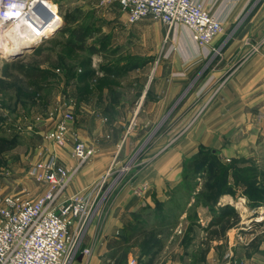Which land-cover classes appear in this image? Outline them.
I'll return each instance as SVG.
<instances>
[{
  "label": "crops",
  "instance_id": "crops-1",
  "mask_svg": "<svg viewBox=\"0 0 264 264\" xmlns=\"http://www.w3.org/2000/svg\"><path fill=\"white\" fill-rule=\"evenodd\" d=\"M202 1L223 22V31L206 48L182 25L169 29L152 17L131 23L118 3L102 7L99 0H62L57 6L49 1L58 13L77 5L72 23L79 25L80 36L87 33L85 46L92 48L95 70L72 94L79 101L74 134L94 154L68 193L99 181L123 139L139 142L156 134L148 152L152 156L111 204L98 210L71 264L108 260L115 248L112 236L135 211L165 202L167 192L184 180L185 159L200 145L218 150L223 160L246 156L251 162L246 165L257 168L258 183L264 185V0ZM131 58L140 63L132 64ZM167 118L171 133L183 127L186 136L164 154L160 146ZM71 149H55L69 167L76 164ZM243 188L233 185L236 193ZM230 196L220 197L225 203ZM254 259L264 264L263 257Z\"/></svg>",
  "mask_w": 264,
  "mask_h": 264
},
{
  "label": "rangeland",
  "instance_id": "rangeland-1",
  "mask_svg": "<svg viewBox=\"0 0 264 264\" xmlns=\"http://www.w3.org/2000/svg\"><path fill=\"white\" fill-rule=\"evenodd\" d=\"M51 2L59 6L62 0ZM61 13L63 21L65 13L75 18L79 10L76 4H69ZM64 25L65 30L44 37L33 51H26L15 60H6L0 47V194L14 192L35 196L42 191L28 171L40 158L43 146H52L45 139V133L54 125L55 116L73 111L71 132L74 133L79 101L72 96L78 92V85L75 77L71 78V68L89 55L68 46L73 23ZM15 36L22 37V34L7 37L9 43ZM130 60L132 64L140 63L137 58ZM21 68L47 73L43 77L28 78ZM170 120L167 118L163 122L164 137L160 147H165L164 154L168 147L186 136L183 127L171 133ZM155 136L142 137L139 142L123 139L108 170L100 182H96L102 183L107 177L101 189L103 198L99 209L108 207L116 193L145 165L144 159L152 156L148 152ZM204 147L198 146L185 161L189 159V163H193L195 159H202ZM247 148L245 153L250 156L251 150ZM241 158L247 159L246 156L238 157ZM224 161L230 167L233 186L235 164L231 158ZM184 174L186 179L167 192L161 207L139 210L138 223L124 221L119 232L111 238L119 247L103 264H130L133 258L136 264H259L254 256L264 258V198H249L245 185L244 197L240 191L233 190L225 203L221 197L205 198L208 173L189 165L184 168ZM211 209L214 212L210 218Z\"/></svg>",
  "mask_w": 264,
  "mask_h": 264
},
{
  "label": "built area",
  "instance_id": "built-area-1",
  "mask_svg": "<svg viewBox=\"0 0 264 264\" xmlns=\"http://www.w3.org/2000/svg\"><path fill=\"white\" fill-rule=\"evenodd\" d=\"M51 0H0V38L9 26L31 29L54 22ZM118 3L135 23L150 16L169 29L182 25L191 31L199 47L206 48L223 31L222 20L202 0H99L102 7ZM45 5L52 15H43L38 5ZM51 116H53L51 114ZM54 125L45 133L52 146H43L40 158L29 167V175L40 186L35 196L28 193L0 194V264H71L80 250L102 196V183L68 193L76 173L91 159L93 147L71 132L73 111L55 116ZM72 143L76 164L61 163L56 147ZM85 249V252H88ZM136 264V259L130 260Z\"/></svg>",
  "mask_w": 264,
  "mask_h": 264
},
{
  "label": "trees",
  "instance_id": "trees-1",
  "mask_svg": "<svg viewBox=\"0 0 264 264\" xmlns=\"http://www.w3.org/2000/svg\"><path fill=\"white\" fill-rule=\"evenodd\" d=\"M72 17L68 15V13L64 14V22L65 24L68 22L72 23ZM65 26V25H64ZM65 30L63 27L61 29ZM72 38L68 41V46L84 50L86 49L85 42H86V35L85 33L83 36L79 35V25H75L70 29ZM86 53L89 55L88 59L81 61L78 65H75L71 68V78L76 79L78 85V93H79V81H86L91 79L94 74L95 70L91 67V57H92V48H87ZM105 72H108L107 68ZM21 71L28 77V78H37L46 76V71L42 70H35L34 68H21ZM191 161V160H190ZM195 162H190L189 159L185 161V167L189 165L196 168L201 169L203 168L209 175V179L206 182L207 192H205V198H215L219 199L222 194L225 193H232L233 186L229 183V169L230 167L225 163V161L220 157L218 150L213 148L204 147V151L202 153V159L198 160L195 159ZM247 162L251 163L248 159H233V163L235 164V170L233 173L234 182L237 184H243L246 186V194L249 198H264V185L258 183V170L253 165H246ZM251 166L250 168H247ZM183 177L186 179V174H184L183 169ZM184 181V180H183ZM165 202H158L154 208L161 207L162 204ZM151 207H145L142 209H150ZM141 210V209H139ZM138 210V211H139ZM135 211L132 213L133 218H129L128 222H135L138 223L139 219L136 216L137 212ZM213 211V209H212ZM214 212V211H213ZM136 219V220H135ZM218 220V219H215ZM215 223H213L214 225ZM114 244V249H118V245Z\"/></svg>",
  "mask_w": 264,
  "mask_h": 264
},
{
  "label": "bare ground",
  "instance_id": "bare-ground-1",
  "mask_svg": "<svg viewBox=\"0 0 264 264\" xmlns=\"http://www.w3.org/2000/svg\"><path fill=\"white\" fill-rule=\"evenodd\" d=\"M46 3L55 12L54 14L55 22L60 21L61 16L59 15L58 11L55 8H53V6L50 4L49 1H47ZM31 27L32 28L29 30L22 29V27L20 26H9L8 28H6V30L4 31V34L0 38L1 49L4 52L8 53V52H13L20 48L22 49L26 46H29L32 43H34L38 38H40V35H42L43 33H48V32L53 31L55 24L53 22L52 24H49V25H43L41 28L36 25H32ZM20 32L22 34V37L15 36V38H11L13 42L9 43L7 37H11L12 35H17Z\"/></svg>",
  "mask_w": 264,
  "mask_h": 264
},
{
  "label": "water",
  "instance_id": "water-1",
  "mask_svg": "<svg viewBox=\"0 0 264 264\" xmlns=\"http://www.w3.org/2000/svg\"><path fill=\"white\" fill-rule=\"evenodd\" d=\"M38 8H39V9H37L38 11L41 10L42 12H44V13H42L43 15H52V12L50 11V9L48 7H46L45 5L39 4ZM62 23H63V21H60L57 25H55L52 32L43 33L42 35H40V38H38L34 43H32L29 46H26L22 49L20 48L16 51H13V52L6 53L3 50L1 52H3V54L5 55L6 60H8V61L15 60L18 57H20L21 55H23L26 51H33L44 37H47L50 34L57 31L62 26Z\"/></svg>",
  "mask_w": 264,
  "mask_h": 264
}]
</instances>
